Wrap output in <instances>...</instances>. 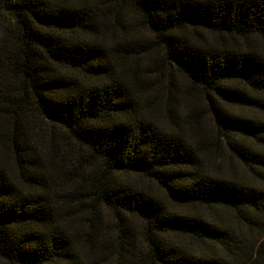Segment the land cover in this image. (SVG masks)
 <instances>
[{
	"label": "trees",
	"instance_id": "16d2710c",
	"mask_svg": "<svg viewBox=\"0 0 264 264\" xmlns=\"http://www.w3.org/2000/svg\"><path fill=\"white\" fill-rule=\"evenodd\" d=\"M0 264H264V0H0Z\"/></svg>",
	"mask_w": 264,
	"mask_h": 264
}]
</instances>
